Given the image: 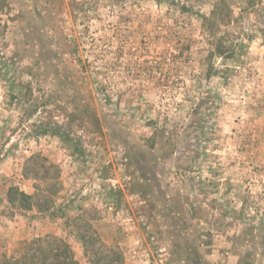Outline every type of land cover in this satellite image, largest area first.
<instances>
[{"label": "rangeland", "instance_id": "rangeland-1", "mask_svg": "<svg viewBox=\"0 0 264 264\" xmlns=\"http://www.w3.org/2000/svg\"><path fill=\"white\" fill-rule=\"evenodd\" d=\"M214 1L0 0V252L50 235L87 264L81 232L119 264H264V0H229L228 59ZM34 154L60 170L51 216L4 202Z\"/></svg>", "mask_w": 264, "mask_h": 264}, {"label": "trees", "instance_id": "trees-1", "mask_svg": "<svg viewBox=\"0 0 264 264\" xmlns=\"http://www.w3.org/2000/svg\"><path fill=\"white\" fill-rule=\"evenodd\" d=\"M232 16L233 10L229 0H215L209 16L202 15L199 17L202 30L210 39L215 41L216 49L214 50V54L219 58H232L235 53V49L230 43L237 44L238 37H234L230 42L224 33L223 35L220 34L221 28L228 27L234 22ZM237 45L242 47V44ZM104 96L108 98V90L104 91ZM204 100L207 102L208 98L205 97ZM42 134L46 135L47 132L44 131ZM53 135L56 134L53 133ZM27 161L28 164H32L28 171L24 169L22 178H31L33 180V194H27L17 185L10 184L6 189L4 202L11 211L30 212L35 210L41 215L48 213L51 216L54 213L52 212L53 209L56 208V211H60L59 206L56 207L55 203L56 196L61 190L59 181L60 170L41 154H34ZM76 238L81 244L87 264H113L114 261L117 263L121 261V257L119 259H112L108 255L99 256L98 250L94 247L95 240L91 235L87 236L84 233L78 232ZM0 264L80 263L75 259L73 251L64 240L46 235L32 241L21 242L16 256L0 252Z\"/></svg>", "mask_w": 264, "mask_h": 264}, {"label": "crops", "instance_id": "crops-1", "mask_svg": "<svg viewBox=\"0 0 264 264\" xmlns=\"http://www.w3.org/2000/svg\"><path fill=\"white\" fill-rule=\"evenodd\" d=\"M18 1H21V3H27L28 0H6L7 4H8V8L6 9V11L12 13L13 12V7L15 6V4L18 3ZM11 16V14L9 15V17ZM13 32H12V36L9 37H16L13 36ZM18 35V34H17ZM20 41V40H19ZM2 77H4L2 75V70L0 67V131H2L3 129H5L7 127V125L9 124V120L5 121V118H9V113H11V110H13L12 104H4L2 101L6 100V93H8V90L6 91V89L4 90V86H3V79ZM9 87V86H8ZM11 87H9L8 89H10ZM9 94V93H8ZM7 94V97H8ZM10 95V94H9ZM14 95V94H13ZM3 104V105H2ZM10 155L9 152H7V150H2L1 146H0V164L7 163V159L8 156ZM1 166V165H0ZM1 173V170H0Z\"/></svg>", "mask_w": 264, "mask_h": 264}]
</instances>
